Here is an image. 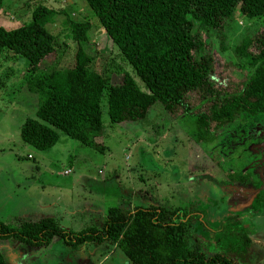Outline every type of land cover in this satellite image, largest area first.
<instances>
[{"label": "trees", "instance_id": "16d2710c", "mask_svg": "<svg viewBox=\"0 0 264 264\" xmlns=\"http://www.w3.org/2000/svg\"><path fill=\"white\" fill-rule=\"evenodd\" d=\"M84 1L146 91L128 72L110 83L91 71V58L81 47L75 50L71 67L37 73L55 51V37L45 24L57 12L36 4L27 23L12 29L0 26V55L5 51L22 58L41 96L36 118L25 117L19 126L23 143L45 150L55 144L61 131L102 151L98 140L102 137L99 101L103 90L109 124L140 120L158 102L173 119L193 117L195 129L190 136L199 144H210L242 115L264 117V0ZM238 16L259 25L246 29L227 47L230 58L226 59L225 41ZM67 21L71 38L84 42L91 22ZM214 39L219 50L213 47ZM212 159L234 185L257 181L249 168L239 166L242 161L228 169ZM259 192L255 198L264 201V183ZM256 212L264 213V204L256 206ZM195 221L202 222L201 213L191 203L170 209L152 204L131 209L109 206L100 227L77 231L63 228L50 216L19 219L12 225L0 221V240L13 239L35 248L58 241L70 247L109 242L130 264H234L236 260L224 251L205 253L189 239ZM240 237L247 245V236ZM0 264H6L1 253Z\"/></svg>", "mask_w": 264, "mask_h": 264}, {"label": "rangeland", "instance_id": "374dc122", "mask_svg": "<svg viewBox=\"0 0 264 264\" xmlns=\"http://www.w3.org/2000/svg\"><path fill=\"white\" fill-rule=\"evenodd\" d=\"M36 4L57 12L45 24L55 37V51L37 73L71 67L74 52L81 47L91 58V71L110 83L118 82L121 73L128 72L146 91L96 24L84 0H0V26L12 29L27 23ZM67 20L91 22L84 42L71 38ZM235 20L226 48L246 29L259 25L243 22L239 16ZM213 47L219 50L215 39ZM227 50L223 55L229 59ZM33 83L25 61L2 52L0 221L12 225L19 219L50 216L63 228L77 231L86 226L100 227L109 206L131 209L152 204L170 209L191 203L196 204L202 222L190 226L189 239L201 250L224 251L236 260L234 264H264V213L256 212V206L264 201L255 198L264 183V117L242 115L210 144H199L190 136L195 129L193 117L173 119L158 102L140 120L109 124L103 90L99 101L102 137L98 140L104 146L102 151L84 146L61 131H57L52 147L38 150L19 138L21 122L25 117L36 118L41 100ZM243 148L247 153L244 157ZM212 158L228 169L242 161L239 166L249 168L257 181L232 185ZM65 170L69 172L63 173ZM240 234L249 239L247 245L242 244ZM17 243L13 239L0 240L6 264H130L109 242L70 247L58 241L40 248Z\"/></svg>", "mask_w": 264, "mask_h": 264}, {"label": "built area", "instance_id": "2783aa9c", "mask_svg": "<svg viewBox=\"0 0 264 264\" xmlns=\"http://www.w3.org/2000/svg\"><path fill=\"white\" fill-rule=\"evenodd\" d=\"M69 172V170H65L63 173L67 174Z\"/></svg>", "mask_w": 264, "mask_h": 264}, {"label": "flooded vegetation", "instance_id": "af4514ba", "mask_svg": "<svg viewBox=\"0 0 264 264\" xmlns=\"http://www.w3.org/2000/svg\"><path fill=\"white\" fill-rule=\"evenodd\" d=\"M247 183H250V182H247ZM247 183H246V184H247ZM231 184H232V183H231ZM232 185H234V184H232ZM237 194H239V193H237Z\"/></svg>", "mask_w": 264, "mask_h": 264}, {"label": "crops", "instance_id": "0c3cea01", "mask_svg": "<svg viewBox=\"0 0 264 264\" xmlns=\"http://www.w3.org/2000/svg\"><path fill=\"white\" fill-rule=\"evenodd\" d=\"M26 216H28V215H26ZM19 217H21V216H19Z\"/></svg>", "mask_w": 264, "mask_h": 264}]
</instances>
